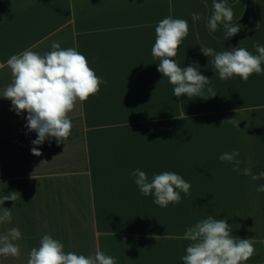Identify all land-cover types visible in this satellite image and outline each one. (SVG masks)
Returning <instances> with one entry per match:
<instances>
[{"label":"crops","instance_id":"crops-1","mask_svg":"<svg viewBox=\"0 0 264 264\" xmlns=\"http://www.w3.org/2000/svg\"><path fill=\"white\" fill-rule=\"evenodd\" d=\"M212 2L0 0V94L11 82V55L43 54L54 41L84 54L108 82L69 113L73 128L65 144L46 140L36 146L40 156L31 152L37 133L26 128L27 113L18 115L0 97V193L21 197L4 202L13 220L0 233L12 227L22 233L20 257L0 256V264H27L45 234L66 252L91 255L99 248L117 264H183L189 242L181 237L209 215L227 219L234 236L254 238L256 254L247 264H264V193L256 191L264 180L238 175L219 160L238 149L240 168L264 171V74L222 81L200 51L240 46L256 54L253 44L264 46V0H227L240 25L227 39L222 26L215 33L205 27ZM196 13L204 18L194 19ZM169 15L189 25L175 59L181 67L198 63L215 97L177 98L167 79L159 83L151 49L156 25ZM137 168L149 179L175 172L191 184V195L161 208L130 178Z\"/></svg>","mask_w":264,"mask_h":264},{"label":"clouds","instance_id":"clouds-1","mask_svg":"<svg viewBox=\"0 0 264 264\" xmlns=\"http://www.w3.org/2000/svg\"><path fill=\"white\" fill-rule=\"evenodd\" d=\"M193 16L196 20L204 18L203 14L198 13ZM233 18L234 11L227 0H213L212 12L206 18L205 27L210 33H215L222 26L225 39L231 38L240 31V25L234 24ZM188 34V21L171 15L156 25L151 54L159 61L157 70L163 75L159 83L167 79L172 85L173 96L177 98L187 96L191 100L215 97L217 93L210 86L211 80L201 74L198 63L181 67L175 59ZM253 48L256 54L240 46L219 52L211 47L200 46V51L212 58L213 69L220 80L239 77L247 82L253 74H264V46L255 42ZM6 65L11 71V82L0 97L10 100L18 115L27 113L26 128L37 133L31 149L35 156L42 155L36 146L46 140L55 139L57 144H65L73 128L69 113L78 104L83 105L90 97L98 95L100 86L108 83L96 74L84 54L74 47L62 48L56 41L52 42L51 50L43 54L31 49L13 54L7 59ZM225 121L239 127L236 119ZM239 155V150L234 149L221 154L219 160L232 164V170L238 175L250 176L253 181L264 180V171L253 174L250 168H240L242 162L237 159ZM129 175L140 194L152 196L153 203L161 208L181 203V193L191 195V184L175 172L153 173L149 179L145 171L137 168ZM256 191L264 193V184L258 185ZM20 198L17 191L7 195L0 193V225L11 224L13 220L12 210L3 207L4 202H16ZM232 232L227 219L212 215L187 227L181 237L189 242L186 254L181 257L183 264H247L256 254V241L254 238H238ZM153 238L158 241L163 237L154 235ZM20 239L22 233L18 227L0 233V256L19 258L21 249L16 242ZM27 264H117V260L99 248L91 255L66 252L60 240L45 234L39 246L30 249Z\"/></svg>","mask_w":264,"mask_h":264}]
</instances>
